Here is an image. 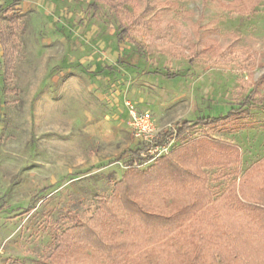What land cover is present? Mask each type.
I'll use <instances>...</instances> for the list:
<instances>
[{"label":"rangeland","instance_id":"374dc122","mask_svg":"<svg viewBox=\"0 0 264 264\" xmlns=\"http://www.w3.org/2000/svg\"><path fill=\"white\" fill-rule=\"evenodd\" d=\"M0 7L23 26L6 94L0 45V264H37L56 235L95 214L130 162L141 172L156 167L132 155L142 145L127 127V103L159 129L236 111L226 123L177 133L172 151L190 146L198 163L212 152L228 162L222 147H236L230 162L201 167L204 208L234 194L264 211V0H0ZM184 199H168L170 215ZM247 210L250 228L264 223ZM194 212L199 220L203 211ZM238 233L245 240L225 242L237 264H264L263 232ZM197 249L187 245L190 254Z\"/></svg>","mask_w":264,"mask_h":264},{"label":"trees","instance_id":"16d2710c","mask_svg":"<svg viewBox=\"0 0 264 264\" xmlns=\"http://www.w3.org/2000/svg\"><path fill=\"white\" fill-rule=\"evenodd\" d=\"M8 11V7H0V14L5 19V28L0 31L4 94L10 91L8 86L14 68L12 54L23 29L20 17L14 13L9 15ZM126 35L127 29L124 28L120 37L124 38ZM130 42L137 48L135 42ZM248 100L249 98L245 99V104ZM236 114V111H228L222 116L202 117L193 122L184 121L177 127V133L193 126L205 128L226 123ZM198 144L201 153L210 154L208 144ZM222 148L228 162L231 152L234 153V158L237 157L236 147L225 145ZM143 150L145 147L142 146L132 153L138 164L149 162L148 158H139ZM174 160L182 164V169L175 165ZM222 161V156H216L212 152L208 162L199 160L198 163L196 154L189 146L186 149L171 151L155 160L153 166L156 167L150 168L148 172L138 171V165L130 162L120 180L114 183L112 194L107 199L99 200L95 214L56 235L55 246L37 264H200L204 261L205 264H237L234 251L226 249L225 242L245 240L238 232L243 234L255 230L264 234V223L255 224V228H250L253 219H247L244 209L262 215L263 222L264 211L260 213L257 209L243 205L234 194L226 196L223 201H217L215 206L218 208H213V211L204 208L209 202V195L204 198L199 196V191L205 190L199 181L202 175L201 167L222 166L223 163H228ZM193 165L198 169L191 173L187 166ZM172 186H176V189L173 190ZM159 195L161 198H158ZM181 196H185V201L181 203L184 209L170 215L171 203H168V199ZM223 208L229 212L224 215L225 219L219 217V211ZM197 210L203 211L197 218H200L199 220H195L197 216L194 211ZM195 221L197 227L214 229L220 233L214 234L209 230L192 232L193 230L189 229L195 228ZM191 224L193 226H190ZM194 242L198 249L195 250L196 253L190 254L187 252V245ZM178 243L182 244V256L178 254ZM189 257H192V260L188 263ZM242 257L245 260L246 254Z\"/></svg>","mask_w":264,"mask_h":264},{"label":"built area","instance_id":"2783aa9c","mask_svg":"<svg viewBox=\"0 0 264 264\" xmlns=\"http://www.w3.org/2000/svg\"><path fill=\"white\" fill-rule=\"evenodd\" d=\"M126 106L128 107L126 124L131 137L145 147L140 157L148 158L149 162H153L173 150L176 145L177 128L168 126L165 129H159L147 111L137 110L129 103ZM166 134L168 137L165 136Z\"/></svg>","mask_w":264,"mask_h":264}]
</instances>
